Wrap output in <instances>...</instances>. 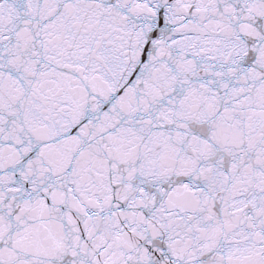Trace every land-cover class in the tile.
I'll return each instance as SVG.
<instances>
[{
    "label": "snow or ice",
    "instance_id": "6c2138e0",
    "mask_svg": "<svg viewBox=\"0 0 264 264\" xmlns=\"http://www.w3.org/2000/svg\"><path fill=\"white\" fill-rule=\"evenodd\" d=\"M0 264H264V0H0Z\"/></svg>",
    "mask_w": 264,
    "mask_h": 264
}]
</instances>
